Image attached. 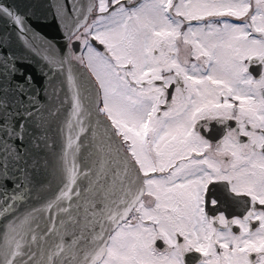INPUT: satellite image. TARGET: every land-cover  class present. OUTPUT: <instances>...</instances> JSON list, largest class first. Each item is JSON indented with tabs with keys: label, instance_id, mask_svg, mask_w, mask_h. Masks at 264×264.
Returning <instances> with one entry per match:
<instances>
[{
	"label": "snow or ice",
	"instance_id": "6c2138e0",
	"mask_svg": "<svg viewBox=\"0 0 264 264\" xmlns=\"http://www.w3.org/2000/svg\"><path fill=\"white\" fill-rule=\"evenodd\" d=\"M58 12L82 53L46 57L43 101L0 45V264H264V0ZM0 21L23 39V15L0 4ZM72 61L87 75L57 87ZM41 171L59 181L46 197Z\"/></svg>",
	"mask_w": 264,
	"mask_h": 264
},
{
	"label": "water",
	"instance_id": "95a60500",
	"mask_svg": "<svg viewBox=\"0 0 264 264\" xmlns=\"http://www.w3.org/2000/svg\"><path fill=\"white\" fill-rule=\"evenodd\" d=\"M66 3L67 0H0V4L10 6L26 19L23 39L20 38L18 29L15 26L0 21V45H3L7 52L16 58L21 71L33 77V90L41 93L40 99L42 101L44 100L43 89L49 85V80L52 79L51 75H48L46 78V74L50 72L46 57L61 59L65 54H78L80 52L78 42L69 41V22L66 19L59 18L58 8H63ZM69 15H71L70 7ZM92 43L101 51L103 50L102 45H99L95 41ZM69 68H71L74 75L80 73L87 75L85 68L80 67L79 64L72 61L70 65L63 66V75L57 72V87L66 78ZM92 83L94 85V81ZM63 98L64 92L61 91L59 100L53 98L49 107L53 105L58 107L59 101H62ZM64 117L65 113L61 110L60 114L52 121L51 142H54L57 148L61 144L57 127L62 125ZM88 135L90 136V133ZM42 155L44 154L42 153ZM47 158L50 164H55L54 153H47ZM36 181L43 188L42 191L38 192L39 197L50 195L56 189L59 182L56 175L45 171L36 174ZM38 202L37 199H33L26 206L38 204Z\"/></svg>",
	"mask_w": 264,
	"mask_h": 264
},
{
	"label": "flooded vegetation",
	"instance_id": "af4514ba",
	"mask_svg": "<svg viewBox=\"0 0 264 264\" xmlns=\"http://www.w3.org/2000/svg\"><path fill=\"white\" fill-rule=\"evenodd\" d=\"M74 40H75L74 38L71 39V40L69 39V41H74ZM78 45H80V53L77 54V55H80V54L82 53V46H81V43H80V44L78 43ZM93 46H94V45H93ZM94 47H96V46H94ZM96 48H97V47H96ZM97 49L100 50L99 48H97ZM100 51H101V50H100ZM102 51H103V50H102ZM72 54H73V53H72ZM253 71H255V69H253ZM204 135H205L207 138H209V139L214 143V142L216 141V139L219 138V136H220V131H219V129H218L217 126L213 125L211 131H210V132L205 131V132H204ZM213 194L216 195L217 198H219V199H221V200L224 199L222 192L219 191V190L214 191ZM221 210H222V211H225V212L229 215V217H231V215L233 214L234 211H237V210H234V209H232V208H229L227 205L222 206ZM197 255H198V254H195V253L189 254V257H188V259H189V264H194L192 258L195 257V256H197Z\"/></svg>",
	"mask_w": 264,
	"mask_h": 264
},
{
	"label": "rangeland",
	"instance_id": "374dc122",
	"mask_svg": "<svg viewBox=\"0 0 264 264\" xmlns=\"http://www.w3.org/2000/svg\"><path fill=\"white\" fill-rule=\"evenodd\" d=\"M74 41H76V40H74ZM79 44H80V42L79 41H77ZM76 55V54H75ZM77 64H78V62L77 61H75Z\"/></svg>",
	"mask_w": 264,
	"mask_h": 264
}]
</instances>
